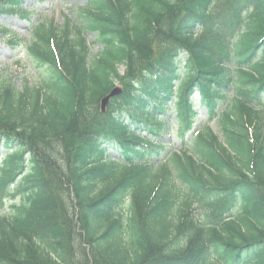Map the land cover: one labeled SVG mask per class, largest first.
<instances>
[{
	"label": "trees",
	"instance_id": "trees-1",
	"mask_svg": "<svg viewBox=\"0 0 264 264\" xmlns=\"http://www.w3.org/2000/svg\"><path fill=\"white\" fill-rule=\"evenodd\" d=\"M80 1L7 37L0 264H264V0Z\"/></svg>",
	"mask_w": 264,
	"mask_h": 264
},
{
	"label": "rangeland",
	"instance_id": "rangeland-1",
	"mask_svg": "<svg viewBox=\"0 0 264 264\" xmlns=\"http://www.w3.org/2000/svg\"><path fill=\"white\" fill-rule=\"evenodd\" d=\"M80 0H24V3L17 13L2 14L0 16V76L1 79L10 81L16 87L22 85L27 79L34 84L36 81V73L29 65L25 55V50L18 46L12 47L8 44L9 38L15 40H24L29 43L31 40V28L41 23H53L57 26L64 22L66 16L75 17V8L82 6ZM94 36L88 35L89 51L91 55H95L100 51L98 45L92 42ZM123 68L120 73L123 74ZM118 87V83L115 84ZM120 89V88H119ZM199 120L204 118L203 110H198ZM203 121V120H202ZM215 133L218 128L215 123L211 124ZM171 147L179 148V141L174 137L171 139ZM6 149L3 150V153Z\"/></svg>",
	"mask_w": 264,
	"mask_h": 264
},
{
	"label": "water",
	"instance_id": "water-1",
	"mask_svg": "<svg viewBox=\"0 0 264 264\" xmlns=\"http://www.w3.org/2000/svg\"><path fill=\"white\" fill-rule=\"evenodd\" d=\"M119 92H120V89H118V88H114V89L110 92V94H109L108 96H106V97L101 101V109H102V111L105 110V107H106V105L108 104L110 98L117 96V95L119 94Z\"/></svg>",
	"mask_w": 264,
	"mask_h": 264
}]
</instances>
